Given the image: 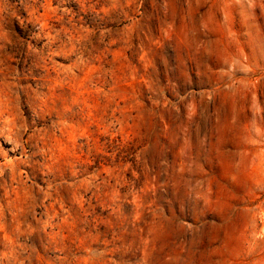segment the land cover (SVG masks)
<instances>
[{
  "label": "rangeland",
  "instance_id": "1",
  "mask_svg": "<svg viewBox=\"0 0 264 264\" xmlns=\"http://www.w3.org/2000/svg\"><path fill=\"white\" fill-rule=\"evenodd\" d=\"M0 264H264V0H0Z\"/></svg>",
  "mask_w": 264,
  "mask_h": 264
}]
</instances>
